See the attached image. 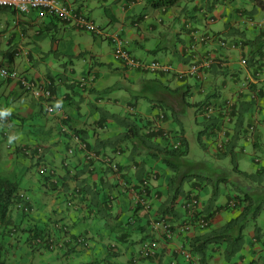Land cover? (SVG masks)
I'll return each instance as SVG.
<instances>
[{"label":"crops","instance_id":"obj_1","mask_svg":"<svg viewBox=\"0 0 264 264\" xmlns=\"http://www.w3.org/2000/svg\"><path fill=\"white\" fill-rule=\"evenodd\" d=\"M60 1L88 15L104 32L91 33V40L86 31L75 33L76 28L40 11L18 14L0 9V62L34 80L50 81L55 106L54 113H45L38 92L25 91L15 82L0 78V90L5 89L1 96L10 100L3 110L6 114H0V140L7 144V154L0 159V180L18 185L15 198L25 204L27 212L21 213V231L10 241L17 238L28 256L31 245L41 259H76L73 262L86 264H264V221L260 237L251 228V248L245 247L238 258L226 261L222 249L211 246L209 259L201 262L190 251L191 238L204 231L193 223L184 231L182 227L189 220L182 202L195 194L205 206L211 193L205 184L189 187L184 190L185 197H179L175 215L167 218L172 226L170 236L152 230L151 221L159 218L158 207L166 199L171 171L160 167L156 159L142 164L147 157L142 154L135 158V166L130 145L119 142L131 122L140 126L142 133L158 125L172 134L183 130L185 136L176 116L189 105L188 96L203 94L205 99L195 102L196 106L205 102L203 117L207 106H216L215 113L207 118L210 143L221 153L243 152L245 146H252L254 171L246 172H257L264 181V63H260L264 62V49L258 51L264 28L257 26L263 19L264 0H202L185 8L182 0L170 6L158 5L159 0ZM112 33L125 39L131 54L141 61H163L171 64L173 71L155 73L158 76L153 78L149 76L152 72L121 65L114 69L124 71L125 81L116 84L106 80L112 68L98 71L96 65H112L113 47L105 51L102 42H111ZM200 35L212 37L192 49ZM61 42L65 43L63 47ZM53 51H61V62L49 58ZM256 52L263 54L262 61L251 66L242 64L243 58L247 60ZM209 56L215 62L204 76L178 77V71ZM94 75L92 81L80 83L81 78ZM249 78L253 80L249 88L240 87ZM229 99L236 103L230 121L224 113ZM145 102L150 106L142 104ZM161 113L164 119L159 118ZM62 115H66L63 121ZM34 119L36 123L30 124ZM79 143L99 154L88 159ZM19 146L32 149L31 154H25ZM113 163L118 165L117 172L111 168ZM146 179L148 202L154 203L149 208L137 203L138 187ZM233 195L228 192L226 202ZM226 202L212 206L213 226L239 214ZM224 210L230 214L223 215ZM11 215L16 222L13 209ZM32 230L42 232L46 244L52 240L51 248L31 242ZM78 237L89 246L78 245ZM146 240L156 246V254L149 258L139 254Z\"/></svg>","mask_w":264,"mask_h":264},{"label":"trees","instance_id":"obj_2","mask_svg":"<svg viewBox=\"0 0 264 264\" xmlns=\"http://www.w3.org/2000/svg\"><path fill=\"white\" fill-rule=\"evenodd\" d=\"M177 2V0H159L157 2L158 5L161 6H170L174 5ZM262 2V1H261ZM260 2V3H261ZM263 4V3H261ZM258 37L262 38L263 35H259ZM261 45L259 46L258 51L263 52L264 49V37L263 39H260ZM258 53H252L250 57L248 56L247 59V64L251 65H256L258 62L263 60V54ZM264 53V52H263ZM260 63H264L263 61ZM262 64H260L261 66ZM205 102H200L198 103V106H203ZM141 127L135 124L134 122H131L130 125H128V128L126 132L124 133L123 137L119 140V142H124L128 143L131 147L130 151V156L133 161L135 162V166H138L137 163L138 161L135 160L136 157H138L141 154H145L144 159L141 163L145 164L147 160L149 159H156L159 164L161 163L162 165L164 164L167 169L171 171V176L168 177L167 182H166V199L159 205L158 207V215L159 219L160 218H168L171 217L172 215H175V206L178 202L179 197H185L184 196V190H181L182 186V179L183 177L187 176H192L193 174L190 175H185L182 176L181 179L179 178V171L180 168H178L174 162L175 159L179 156H184L188 153V142L186 140V137L183 134V130H181L178 134L176 132L175 134L170 133L171 139L165 138L161 140L162 142L158 143L157 140H159V137H161L162 134L159 132L157 133H152V132H147L142 133L141 132ZM178 134V135H177ZM179 141L180 145L178 148L171 147V142L174 140ZM104 144V142L102 143ZM115 145L116 143L113 142ZM88 148V145H87ZM88 151L92 152L94 151L95 156L99 154L95 150L92 149H87ZM228 153H233L232 150ZM226 151L225 152H220V155H226L228 154ZM118 154H121L120 151H118ZM1 158V156H0ZM91 159V158H89ZM111 168L114 170V168L111 166ZM235 170H238V172L244 176L249 177L250 175L245 172V171H239L237 166L234 167ZM115 171V170H114ZM47 174V173H46ZM198 174H194L193 176H197ZM205 177V176H203ZM206 178V177H205ZM147 179L145 180V182ZM219 181H227L225 178H221ZM145 182L139 185L137 192L139 194H142L145 192V196L148 197L149 195V190H148V184L145 185ZM203 183L199 182L198 180H192L190 182V187L191 188H196L199 185H202ZM17 188L18 185L15 186L12 183H9L7 180H0V227H2V235H6L8 237H11L13 235H16V233H19L20 230V225L13 220V216H10V213L13 210H20L23 215L27 214L26 210H24V205L19 202L15 198L17 195ZM219 194L218 187H214L211 193V197L208 199V202L206 205L203 207L202 210H200L196 217L193 219L192 223L194 227H197L199 230L204 231L202 234L192 237L191 240L189 241V246H190V251L194 253L197 258L203 262L206 259H209L208 256V248L213 247V248H219L222 249V256L226 261H229L231 259L238 258L244 249V235L245 231L247 229V226L249 223H253V230L255 233V236L260 237L261 233V227L257 224V220L260 216V213L263 209V204L262 201L259 203H255L254 199L252 198L251 195L248 193H245L243 197L240 195H236L233 198H235L238 201L237 209L239 214L224 224L216 227H212V224L210 223L209 226L206 229L200 228L197 224L196 221L198 219V216L203 215L206 216L211 220L213 217V212H210L212 206L214 205V202L217 199V196ZM142 196H138L137 198V203L142 204L140 200ZM18 198V195H17ZM157 198V196H156ZM146 202H148V198H145ZM159 200V199H158ZM19 202V203H18ZM19 206H18V204ZM154 203L149 205H153ZM20 206H22L20 208ZM146 207L144 204L142 205ZM229 207V206H228ZM14 222V223H13ZM10 229H8V232H5L6 228L9 225H12ZM151 226V225H150ZM152 229V226H151ZM153 230V229H152ZM49 240V238H47ZM83 239L81 237H78L75 242L80 245L79 240ZM31 242L34 241L36 244H42L45 245L46 243L44 242V237L43 233L40 231H31V236H30ZM84 240V239H83ZM16 242L12 243L10 246V250L7 251L8 253L6 256H2L0 252V264H20L22 263L21 260L18 261L19 259H26L28 255H26L27 249H22V245H20V241L15 240ZM148 241V240H146ZM52 240L48 241L46 244V247H50L52 245ZM264 243V241H263ZM20 248V249H19ZM29 249H31V252L33 249H35L33 246L30 245L28 246ZM19 250H23V252L20 254L18 253ZM4 254V253H3ZM11 256V258H10ZM4 258V259H3Z\"/></svg>","mask_w":264,"mask_h":264},{"label":"rangeland","instance_id":"obj_3","mask_svg":"<svg viewBox=\"0 0 264 264\" xmlns=\"http://www.w3.org/2000/svg\"><path fill=\"white\" fill-rule=\"evenodd\" d=\"M202 0H182L181 5L185 8L186 6L190 7L193 3L201 4ZM104 11H101V14H103ZM88 16V15H87ZM89 17V16H88ZM90 18V17H89ZM91 19V18H90ZM92 20V19H91ZM93 21V20H92ZM94 22V21H93ZM102 23V21H99ZM106 22V21H104ZM106 25L105 23H103ZM96 26H98L95 23ZM100 27V26H98ZM75 29V28H74ZM75 33H77L78 29H75ZM102 32H104V29L101 28ZM80 31V30H78ZM89 37H91V40H94V38L91 36V31L85 32ZM113 34V33H112ZM111 34V35H112ZM97 35V34H96ZM44 38L47 39V42L49 43V38L46 34L43 35ZM101 41V40H99ZM102 42L105 44L104 48L105 51L109 50V46L112 45L113 49L115 47V44L112 42H109L107 40H102ZM65 44V43H64ZM64 44L61 42V46L63 47ZM48 45V44H47ZM46 47V46H45ZM50 49L49 46H47V49ZM49 58L51 59H57V62H61L62 56L61 51L59 53H55L54 51L49 53ZM61 57V58H58ZM111 63L112 65L109 67V65H96V70L100 71L102 68L110 69L106 80L112 81L113 83H123L124 77H123V70H115L114 66L121 65L124 66L121 60L116 59L115 56L111 55ZM1 59V57H0ZM146 62V61H144ZM150 62V61H149ZM163 62V61H161ZM150 77L158 76L155 75V73H150ZM3 79L2 77H0ZM195 78V77H193ZM5 80V79H3ZM90 84V83H89ZM242 83L240 84V87H242ZM5 91V89L0 90V114L5 115V111H3L5 108H8V105H10V100L5 98L4 96H1V94ZM26 91V90H25ZM31 92V91H29ZM206 96L203 94H195L192 98L191 96L187 97V101L189 102V105L186 106L185 111L182 114H179L176 116V118L181 123L183 129L185 130V137L188 142V153L184 156H179L175 159L174 164L180 168L179 171V178L181 179L182 176L190 175V174H198L195 176H187L183 177L181 183V190H187L189 189L190 182L192 180H198L199 182L209 186L211 193L214 187H218L219 194L217 196L216 201L214 204H223L226 202L225 195L228 192H234V194H238L241 197L244 196L245 193H248L252 196L255 203H259L262 201L263 209L260 213V216L257 220V224L260 227H263V221H264V181L263 177L261 175H258L257 172H247L250 176L249 177H243L241 174L235 172V166L238 164L239 169L242 171H254V169H251L252 165V153H253V147L252 146H245V151H236L234 153H228L226 155H220L219 149L216 147H213V145L210 143L209 140V124L210 120H207V118L203 117L201 115V111L203 109V106H196L195 102H199L202 99H205ZM146 107L150 106V102L142 103ZM42 108L46 113L45 110V104L42 102ZM36 123V119L30 120V124ZM0 144V156L7 154V144L3 141H1ZM22 148L23 152L26 154L24 148L26 146H19ZM145 157V154H142ZM140 155V156H142ZM2 157L3 159H5ZM1 159V158H0ZM1 165V164H0ZM160 167L163 169H166V166L163 164H159ZM35 170V166L33 167ZM205 176V177H203ZM221 178H225L227 181H219ZM202 184V185H203ZM191 188V187H190ZM211 193L209 198L211 197ZM209 193L203 192L202 195H208ZM234 197V195H233ZM71 204V202H69ZM227 204V202H226ZM224 204V206L226 205ZM237 208L231 209L233 211H237ZM20 213V214H18ZM13 214L15 215V219H17V223L20 225L21 217V211L13 210ZM230 214L229 211L224 210L223 215ZM14 223V222H13ZM13 227L12 225H9L6 230ZM212 227H216L213 226ZM253 228V223H249L247 226V229L245 231L244 235V248L250 247L252 244V237L250 234V230ZM2 227H0V230ZM17 238L10 241V237L6 236L5 234L2 235L0 232V252L2 256H6L8 253L7 251L10 250L11 244L16 242ZM10 241V242H8ZM23 243V241H22ZM35 248V247H34ZM251 248V247H250ZM249 248V250H250ZM20 249V248H19ZM244 250V249H243ZM242 250V251H243ZM4 253V254H3ZM48 254H51V252H47ZM53 255V254H52ZM3 256V257H4ZM54 256V255H53ZM11 258V256H10ZM4 259V258H3ZM12 259V258H11ZM22 263L20 264H86L85 262H73L76 259H41L39 258L38 250L33 249L30 253V256H28L26 259H19ZM97 264H101L97 263Z\"/></svg>","mask_w":264,"mask_h":264},{"label":"built area","instance_id":"obj_4","mask_svg":"<svg viewBox=\"0 0 264 264\" xmlns=\"http://www.w3.org/2000/svg\"><path fill=\"white\" fill-rule=\"evenodd\" d=\"M0 9H10L15 11L18 14H28L31 11H40L47 16H53L61 20L62 22L78 29L84 31H91L94 34H102V30L100 27L96 26L95 23L83 12L77 10L73 6L63 3L60 0H0ZM263 19L257 23V26L261 29L264 28V7L262 8ZM213 21V19H210ZM212 36L210 35H200L198 38L195 39V42L191 45V48H195L197 44L206 42L210 40ZM111 42L115 44L113 49V53L116 59H119L123 62L124 66L131 69H141L143 71H148L152 73H171L173 71V66L169 63L161 62L159 60H155L151 63H146L138 59L137 57L133 56L128 49L127 41L123 39L119 34L113 33L110 35ZM224 46L226 43L221 42ZM215 60L212 56L206 57L204 59L194 61L186 70H180L177 72L179 78H184L185 76L191 77H198L201 78L204 76L205 71L210 69L214 64ZM242 64L246 65L247 60L245 58L242 59ZM0 77L5 79L6 81L11 80L19 85L26 91H36L41 97L42 102L45 104L46 113L51 114L55 112L54 106V99L53 93L49 89L50 81H37L34 80L23 73H19L15 70L10 69L8 66L3 65L0 62ZM95 78L94 76H89L88 78H81L80 83L85 85L88 81H92ZM253 81L249 78V80L243 83V87L249 88L250 84ZM257 96L256 93H252V98L254 99ZM225 116L230 121L234 116V110L236 108V103L232 100H227L225 103ZM216 106L209 105L205 109V116L206 118H211L212 115L215 113ZM160 119L165 118V114H159ZM66 115H62L61 120H65ZM254 126L249 127V132H253ZM157 133L159 132L161 137L160 140H163L164 137L171 139V134L167 131H164L160 128V126L150 127L148 132ZM225 132L223 135L225 136ZM174 141L171 142V147L178 148L180 143L179 141L173 139ZM80 149H84L87 153V158L95 157L94 152H90L87 150V145L84 143H79ZM26 154H30L31 150L29 148H24ZM110 160V159H109ZM256 160V159H255ZM257 161V160H256ZM115 170H117V164H112ZM48 173V171H46ZM152 177H155L156 174H151ZM148 182H145L147 185ZM142 196L140 202L147 206L148 208L150 205L146 202L147 196H145V192L140 194ZM238 205V201L236 199H231L228 201V206L230 208H236ZM203 204L201 203L200 199L195 194H189L186 198L183 199L182 202V209L185 212L186 219L189 220L187 224L183 225L184 231L189 230L191 227L193 219L196 217L197 213L203 209ZM196 224L202 228L206 229L210 224V219L206 216L200 215L196 221ZM151 226L154 231H162L165 235L170 236L172 231L171 224L167 221L166 218H156L151 221ZM80 245L89 246L88 242L85 240L80 239ZM182 253L189 257L190 253L182 248ZM140 257L149 258L156 254V246L152 241H144L141 244L139 250Z\"/></svg>","mask_w":264,"mask_h":264},{"label":"clouds","instance_id":"obj_5","mask_svg":"<svg viewBox=\"0 0 264 264\" xmlns=\"http://www.w3.org/2000/svg\"><path fill=\"white\" fill-rule=\"evenodd\" d=\"M26 148H27V146H26ZM30 149V148H29ZM31 150V152H32V149H30ZM31 154V153H30ZM113 164H116V163H113ZM113 167V166H112ZM117 167H118V165H117ZM114 168V167H113ZM115 170V169H114ZM116 172L118 171V168H117V170H115ZM186 198V197H185ZM232 199H235V198H232ZM231 200V199H230ZM227 206H228V202H227ZM228 208H230V207H228ZM230 209H234V208H230ZM210 223H211V220H210ZM85 242H87V241H85Z\"/></svg>","mask_w":264,"mask_h":264}]
</instances>
